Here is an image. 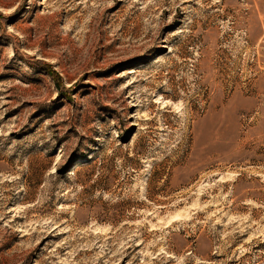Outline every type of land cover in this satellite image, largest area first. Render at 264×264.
<instances>
[{"label":"rangeland","instance_id":"rangeland-1","mask_svg":"<svg viewBox=\"0 0 264 264\" xmlns=\"http://www.w3.org/2000/svg\"><path fill=\"white\" fill-rule=\"evenodd\" d=\"M0 264H264V0H0Z\"/></svg>","mask_w":264,"mask_h":264}]
</instances>
